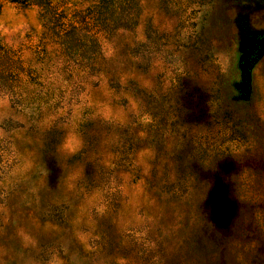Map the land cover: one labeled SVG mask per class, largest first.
<instances>
[{"label":"rangeland","instance_id":"rangeland-1","mask_svg":"<svg viewBox=\"0 0 264 264\" xmlns=\"http://www.w3.org/2000/svg\"><path fill=\"white\" fill-rule=\"evenodd\" d=\"M0 264H264V0H0Z\"/></svg>","mask_w":264,"mask_h":264},{"label":"clouds","instance_id":"clouds-1","mask_svg":"<svg viewBox=\"0 0 264 264\" xmlns=\"http://www.w3.org/2000/svg\"><path fill=\"white\" fill-rule=\"evenodd\" d=\"M66 147H68L70 150H74V149L72 148L71 142H69V143L66 145Z\"/></svg>","mask_w":264,"mask_h":264},{"label":"trees","instance_id":"trees-1","mask_svg":"<svg viewBox=\"0 0 264 264\" xmlns=\"http://www.w3.org/2000/svg\"><path fill=\"white\" fill-rule=\"evenodd\" d=\"M14 1H16V0H14ZM234 82H236V81H233L232 83H234ZM219 204H221V203L219 202Z\"/></svg>","mask_w":264,"mask_h":264}]
</instances>
